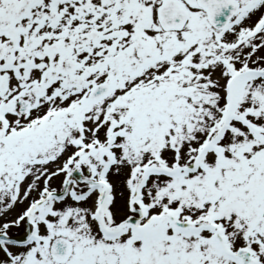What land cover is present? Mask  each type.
<instances>
[{
	"label": "snow or ice",
	"instance_id": "obj_1",
	"mask_svg": "<svg viewBox=\"0 0 264 264\" xmlns=\"http://www.w3.org/2000/svg\"><path fill=\"white\" fill-rule=\"evenodd\" d=\"M0 264H264V0H0Z\"/></svg>",
	"mask_w": 264,
	"mask_h": 264
}]
</instances>
